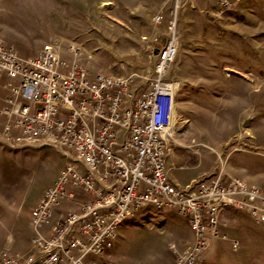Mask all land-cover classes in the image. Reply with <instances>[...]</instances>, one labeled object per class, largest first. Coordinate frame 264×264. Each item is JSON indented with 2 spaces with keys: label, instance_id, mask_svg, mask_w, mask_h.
<instances>
[{
  "label": "rangeland",
  "instance_id": "374dc122",
  "mask_svg": "<svg viewBox=\"0 0 264 264\" xmlns=\"http://www.w3.org/2000/svg\"><path fill=\"white\" fill-rule=\"evenodd\" d=\"M159 12L164 20L156 23ZM171 21L178 51L165 75L176 83L170 173L188 181L223 167L264 190V0H239L228 8L220 0H0L3 43L23 56L52 45L91 74L152 73ZM0 145V169L13 174L0 184V246H17L29 243L37 228L30 218L34 203L72 160L53 143ZM148 208L137 212L136 223L127 218L119 224L106 253H89L86 260L172 264L169 242L182 250L187 246L180 248V237L193 231L173 208ZM232 210L241 220L229 228L253 235V245L233 249L214 238L209 264H264V221Z\"/></svg>",
  "mask_w": 264,
  "mask_h": 264
},
{
  "label": "built area",
  "instance_id": "2783aa9c",
  "mask_svg": "<svg viewBox=\"0 0 264 264\" xmlns=\"http://www.w3.org/2000/svg\"><path fill=\"white\" fill-rule=\"evenodd\" d=\"M163 20V13L154 15L156 23ZM175 27L171 21L152 73L127 75L91 74L52 45L23 56L0 40V141L53 143L72 160L30 211L34 252L3 250L0 264H95L86 256L106 253L119 224L146 206L175 209L193 230L189 247L169 242L172 264H196L211 238L237 249L240 241L225 229L227 210L244 209L264 221V190L223 167L185 186L169 175L176 83L165 75L178 51Z\"/></svg>",
  "mask_w": 264,
  "mask_h": 264
},
{
  "label": "crops",
  "instance_id": "0c3cea01",
  "mask_svg": "<svg viewBox=\"0 0 264 264\" xmlns=\"http://www.w3.org/2000/svg\"><path fill=\"white\" fill-rule=\"evenodd\" d=\"M176 111V108H175V106H174V112ZM174 112H173V124H172V127H171V129H170V134H169V137H168V143H170V140L171 139H173L174 138V131H173V127H174ZM0 143L1 144H3V142L2 141H0ZM1 147H2V145H0ZM170 150V149H169ZM169 152V151H168ZM168 156V155H167ZM179 163L181 164L182 162H180L179 161ZM167 166H168V171H169V175H170V177H171V179L177 184V185H179V186H185L187 183H189L191 180H193V179H195V178H197V177H191L188 181H183L179 176H178V174L176 173H170V163L168 162V160H167ZM9 171H10V176H7L6 175V172H5V168H1L0 169V184L1 185H6V184H8L9 183V180L11 179V177H12V172H11V170L10 169H8ZM211 172H209V174H210ZM227 174V173H226ZM227 175H229V174H227ZM200 177V176H199ZM236 177H238V176H236ZM11 183V182H10ZM10 185V184H9ZM41 196V195H40ZM39 200V198L36 200V202L34 203V205L37 203V201ZM4 204H0V211H3V212H5V208H4V206H3ZM150 208V209H153V206H146V208ZM143 208H145V207H143ZM148 208V209H149ZM168 209H171V208H168ZM7 211V210H6ZM172 211H175L176 213H178L175 209H172ZM237 212H234L232 209H230V210H227V211H225L224 213H223V215H222V217L227 221V223H228V226L225 228L226 229V231L228 232V234H229V236L230 237H232V238H237L239 241H240V246L239 247H241V246H244V247H248V246H246L247 244H250V242H251V246L253 245V240H254V238H253V235H249V237L248 236H244L243 234H242V232H240V234H237V232H236V230H235V228H233L232 226L229 228V224H233L234 223V225L236 224H238L239 225V223H240V220H241V216H239L238 214H236ZM179 214V213H178ZM136 217V216H135ZM135 217H133V218H131V219H133V222L132 223H136V218ZM183 217H185V216H183ZM142 219H145L144 218V216L142 217ZM185 220L184 221H186V223L188 224V222H187V220H186V217L184 218ZM53 220H54V218H53ZM189 225V224H188ZM189 227H190V225H189ZM191 228V227H190ZM42 231L45 233V234H48L49 232H50V225H45L43 228H42ZM193 231V230H192ZM252 238H253V240H252ZM214 238H211L210 240H209V244H210V242H211V240H213ZM221 240L222 241V246H231V242H230V240H225V239H220V238H217V240ZM23 241L24 240H22L21 242H19V244L17 245V246H7V247H4V246H0V255H1V253H2V251L3 250H8V251H10V252H13V253H15V252H19V253H21V254H24V255H27V254H29V253H32V252H34L33 251V248H32V246H31V237H30V241H29V243H23ZM179 241H180V243H179V246H180V248L181 247H189L190 245H192L193 244V242H194V233L192 234H190V235H188V236H184V237H180V239H179ZM170 242H173V241H170ZM175 243V242H174ZM209 244H208V247L206 248V250H205V252H204V256L201 258V260H199L196 264H209ZM177 246V245H176ZM243 247V248H244ZM185 249V248H184ZM182 250H183V248H182ZM240 264H245V262H241Z\"/></svg>",
  "mask_w": 264,
  "mask_h": 264
}]
</instances>
